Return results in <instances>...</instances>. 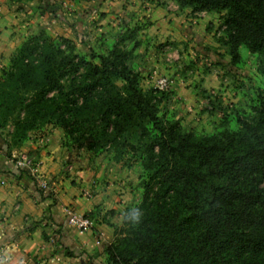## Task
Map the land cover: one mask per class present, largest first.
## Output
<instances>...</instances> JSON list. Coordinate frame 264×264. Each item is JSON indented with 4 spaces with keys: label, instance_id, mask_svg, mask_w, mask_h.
<instances>
[{
    "label": "trees",
    "instance_id": "16d2710c",
    "mask_svg": "<svg viewBox=\"0 0 264 264\" xmlns=\"http://www.w3.org/2000/svg\"><path fill=\"white\" fill-rule=\"evenodd\" d=\"M172 1L221 17L232 64L244 47L264 67V0ZM134 36L127 32L91 60L70 39H61L64 47L44 34L24 42L0 73V132L11 127L9 158L30 132L50 124L79 147L88 142L94 152L112 149L119 157L129 148L141 156L139 223L128 211L101 264H264V91L250 118H236V131L186 133L158 116L164 92L139 88L128 65L136 44L123 46Z\"/></svg>",
    "mask_w": 264,
    "mask_h": 264
},
{
    "label": "crops",
    "instance_id": "0c3cea01",
    "mask_svg": "<svg viewBox=\"0 0 264 264\" xmlns=\"http://www.w3.org/2000/svg\"><path fill=\"white\" fill-rule=\"evenodd\" d=\"M65 1L0 0V73L29 38L70 33L73 19L80 31L88 21H98V30L114 35L113 40L135 31L136 47L145 43L149 50L167 38L175 40L183 23L176 25L161 0V5L158 0H79L67 1L64 7ZM185 19L190 21L188 15ZM4 140L0 139V264H101L104 248L115 240L128 207L124 191L111 183L114 172L95 171L85 160L74 158L62 130L48 125L30 132L10 153L26 154L39 165L50 190L42 196L28 171L13 166ZM67 211L89 215L92 229L79 234Z\"/></svg>",
    "mask_w": 264,
    "mask_h": 264
},
{
    "label": "rangeland",
    "instance_id": "374dc122",
    "mask_svg": "<svg viewBox=\"0 0 264 264\" xmlns=\"http://www.w3.org/2000/svg\"><path fill=\"white\" fill-rule=\"evenodd\" d=\"M157 2L161 5L159 0ZM162 2L161 6L168 9L176 25L183 20L184 26L180 24L179 35L175 40L167 38L162 43L157 42L151 50L150 45L146 48L145 43L134 48L128 65L139 77V88L143 92L157 91L154 80L167 78L171 85L164 96L157 99L158 116L164 122L177 124L186 133L211 137L225 129L236 131V118H250L253 108L258 104L259 95L264 91V67L258 57L244 47L239 50V63L232 64L224 44L225 27L219 15L181 10L172 0ZM89 13L87 10L85 16ZM186 15L190 17L189 22L185 19ZM76 22L73 19L70 23V33L65 32L52 40L64 47L61 39L66 36L74 43L76 53L87 60H91L92 54L97 57L107 55L113 47L120 45L124 36L121 34L113 40L115 36L98 30V21L94 20L85 23L80 31L75 29ZM135 44L134 36L133 40L123 46L130 51ZM93 63H98V60L93 59ZM9 132L11 127L0 132V139L6 138ZM65 138L68 148L74 150L71 152L74 158L85 160L95 171L104 170L107 175L114 172L115 179L111 183L124 191L128 206L123 216V228L126 214L134 210L143 197L146 173L141 165V156L129 148L119 157H116L112 149L104 148L94 152L88 149V142L79 147L67 136ZM121 228L117 227L116 234Z\"/></svg>",
    "mask_w": 264,
    "mask_h": 264
},
{
    "label": "built area",
    "instance_id": "2783aa9c",
    "mask_svg": "<svg viewBox=\"0 0 264 264\" xmlns=\"http://www.w3.org/2000/svg\"><path fill=\"white\" fill-rule=\"evenodd\" d=\"M67 1H77V0H67ZM67 1H65L62 5L67 7ZM155 82V89L157 91L166 92L169 88L171 83L167 78H156ZM10 161L12 162L13 166L17 170H27L28 175L35 181L38 182V190L40 191L42 196H47L50 192L48 182L39 175L38 171V164L31 160L26 154L23 153H13L10 156ZM67 216L69 218L70 223L75 228V230L79 234H85L92 229L93 222L88 216H82L76 214L73 211H67Z\"/></svg>",
    "mask_w": 264,
    "mask_h": 264
},
{
    "label": "clouds",
    "instance_id": "9594fccd",
    "mask_svg": "<svg viewBox=\"0 0 264 264\" xmlns=\"http://www.w3.org/2000/svg\"><path fill=\"white\" fill-rule=\"evenodd\" d=\"M141 217V212L138 209L133 210L130 214H128L127 219H129L132 223H139Z\"/></svg>",
    "mask_w": 264,
    "mask_h": 264
}]
</instances>
